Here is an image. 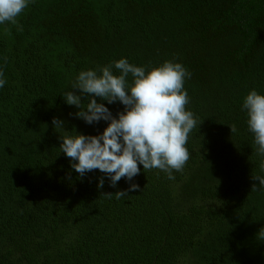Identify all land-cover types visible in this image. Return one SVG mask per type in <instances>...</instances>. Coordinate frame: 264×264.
Returning a JSON list of instances; mask_svg holds the SVG:
<instances>
[{"label":"trees","instance_id":"obj_1","mask_svg":"<svg viewBox=\"0 0 264 264\" xmlns=\"http://www.w3.org/2000/svg\"><path fill=\"white\" fill-rule=\"evenodd\" d=\"M121 58L191 73L196 127L174 179L141 164L113 187L61 151L63 136L110 123L77 117L63 94L81 71L119 74ZM0 72V264H264V187L252 178L264 157L243 108L251 90L264 95V0H29L0 24Z\"/></svg>","mask_w":264,"mask_h":264},{"label":"clouds","instance_id":"obj_2","mask_svg":"<svg viewBox=\"0 0 264 264\" xmlns=\"http://www.w3.org/2000/svg\"><path fill=\"white\" fill-rule=\"evenodd\" d=\"M28 4L29 0H0V24L16 23ZM114 67L119 74L113 73V65L81 71L73 83V91L63 94L69 105L79 108L77 117L89 124L101 119L110 123L100 135L63 136L61 151L74 161L71 167L81 177L99 169L110 177L113 187L122 177L131 181L141 171V164L144 171L160 169L174 179L172 170L182 171L189 159L186 144L189 133L196 127L193 114L186 110L189 97L184 89L185 77L190 78L191 73L171 60L159 66H136L121 58L114 62ZM129 74L133 77L131 84L127 81ZM5 83L0 79V88ZM82 96L92 97L86 107L82 105ZM96 97L109 104L119 101L125 109L118 117L114 116ZM243 108L247 109L248 127L255 134L257 152L264 157V95L251 90ZM53 125L62 127L64 122L53 118ZM231 131H235L232 125ZM252 178L264 187V176ZM103 185L101 177L98 187ZM137 188L138 184H131L130 189L115 192L116 198L126 197ZM255 190L253 184L252 191ZM260 236L264 238V230Z\"/></svg>","mask_w":264,"mask_h":264}]
</instances>
